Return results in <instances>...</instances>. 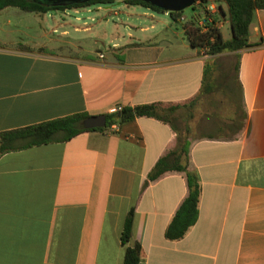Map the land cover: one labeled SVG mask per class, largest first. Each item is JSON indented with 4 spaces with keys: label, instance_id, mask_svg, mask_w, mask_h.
<instances>
[{
    "label": "crops",
    "instance_id": "0c3cea01",
    "mask_svg": "<svg viewBox=\"0 0 264 264\" xmlns=\"http://www.w3.org/2000/svg\"><path fill=\"white\" fill-rule=\"evenodd\" d=\"M247 42L217 54L137 43L81 56L0 44V132L192 99L187 164L199 184L195 220L170 240L183 174L147 179L174 145L167 123L136 116L0 153V264H122L135 241L138 264H264V7Z\"/></svg>",
    "mask_w": 264,
    "mask_h": 264
},
{
    "label": "trees",
    "instance_id": "16d2710c",
    "mask_svg": "<svg viewBox=\"0 0 264 264\" xmlns=\"http://www.w3.org/2000/svg\"><path fill=\"white\" fill-rule=\"evenodd\" d=\"M112 0H86L82 2H69L65 4H50L39 0H0V10L5 7H14L22 12L43 14L48 11L64 10L86 6L92 3H105ZM129 4H139L154 11L162 12L150 5L138 0H122ZM208 3L215 5V10L207 14L205 9ZM197 12L185 16L182 11L167 12L172 21L179 20L184 39L189 47L199 48L205 54H217L242 49L248 46L247 31L253 11L264 7V0H194L193 4ZM209 16L206 20L205 16ZM204 19L200 26L197 21ZM226 21L228 38L223 39L216 24ZM38 51H43L39 49ZM201 87V91H202ZM200 92V90H199ZM195 97H198L197 95ZM192 99L177 104H163L160 102L147 103L135 106H122L111 114H105V125L94 128L106 129L112 123H120L136 116L153 117L167 123L174 132V145L161 155L153 164L147 174V179L152 180L166 171L181 172L184 177L186 193L175 209L170 221L164 229V236L173 240L180 238L196 217L199 184L195 171L188 168L187 148L190 131L187 122L191 118L189 112ZM186 108V113L178 112V109ZM87 117L84 113H75L58 118L39 122L30 126L0 132V153L15 148L43 144L52 140H68L76 134L93 128H84L81 121ZM132 209H129L123 219L120 243L125 245L129 238L131 227ZM139 243L125 246L122 254V264H138Z\"/></svg>",
    "mask_w": 264,
    "mask_h": 264
},
{
    "label": "rangeland",
    "instance_id": "374dc122",
    "mask_svg": "<svg viewBox=\"0 0 264 264\" xmlns=\"http://www.w3.org/2000/svg\"><path fill=\"white\" fill-rule=\"evenodd\" d=\"M181 11L188 17L197 12V8L191 5ZM220 31L222 38L227 39V26H222ZM64 39L67 41L63 42ZM137 43L156 45L163 54L190 48L179 20L172 21L167 13L139 4L112 0L43 14L22 12L14 7L0 10V44L7 47L47 48L81 56L98 51L107 53L113 44L122 51ZM187 111L186 108L178 109L180 113ZM191 118L187 122L188 136L197 134Z\"/></svg>",
    "mask_w": 264,
    "mask_h": 264
},
{
    "label": "water",
    "instance_id": "95a60500",
    "mask_svg": "<svg viewBox=\"0 0 264 264\" xmlns=\"http://www.w3.org/2000/svg\"><path fill=\"white\" fill-rule=\"evenodd\" d=\"M50 4H65L69 2H82L86 0H39ZM122 1V0H117ZM142 1L153 8L162 12L181 11L193 4L194 0H138ZM84 128H97L105 125V117L103 114L90 115L81 121Z\"/></svg>",
    "mask_w": 264,
    "mask_h": 264
},
{
    "label": "built area",
    "instance_id": "2783aa9c",
    "mask_svg": "<svg viewBox=\"0 0 264 264\" xmlns=\"http://www.w3.org/2000/svg\"><path fill=\"white\" fill-rule=\"evenodd\" d=\"M205 9H206V11H207V14L212 13V12H214V10H215V5H214L213 3H208V4L206 5ZM205 18H206V20H209V19H210L208 15H206ZM197 23H198L200 26H202V25L204 24V19L199 18L198 21H197ZM113 127H114L113 125H110V128H113Z\"/></svg>",
    "mask_w": 264,
    "mask_h": 264
}]
</instances>
